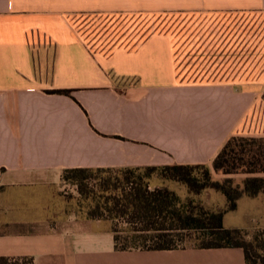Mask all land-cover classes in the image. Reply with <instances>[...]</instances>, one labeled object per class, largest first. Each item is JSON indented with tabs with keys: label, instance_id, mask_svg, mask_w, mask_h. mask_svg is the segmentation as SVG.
<instances>
[{
	"label": "crops",
	"instance_id": "obj_1",
	"mask_svg": "<svg viewBox=\"0 0 264 264\" xmlns=\"http://www.w3.org/2000/svg\"><path fill=\"white\" fill-rule=\"evenodd\" d=\"M256 12L264 0H0V256L248 264L237 246L116 249L111 221L61 191L67 168L212 167L264 87Z\"/></svg>",
	"mask_w": 264,
	"mask_h": 264
},
{
	"label": "trees",
	"instance_id": "obj_2",
	"mask_svg": "<svg viewBox=\"0 0 264 264\" xmlns=\"http://www.w3.org/2000/svg\"><path fill=\"white\" fill-rule=\"evenodd\" d=\"M58 93H68L67 90H55ZM237 141H240L238 144ZM245 141V142H243ZM236 146H240L236 150ZM245 161L238 162V160ZM243 167V172L264 173V139L231 136L218 152L212 162L215 171L229 174L238 172ZM113 168H67L62 171L64 183L77 186L78 192H84L83 186L95 179L100 172H109ZM123 181L119 180L125 188H121V197H113V206L104 207L97 204L94 209L86 212V217L102 218V212L108 211V218L126 216L130 225L127 230L132 235L119 236L118 230L112 227L114 233V246L123 250L129 248L166 249L175 248L174 236L176 231L186 229H199L209 241L198 244L205 247L237 246L242 247L248 264H264V257L259 255L250 242L239 240L241 228H226L223 225V216L226 211L236 209L237 200L243 194L254 197L264 194V177H246L243 187L238 188L230 184V179L223 182L213 180L210 168L205 164H172L165 166H146L142 168H124ZM143 171V176L135 171ZM198 171L199 174L196 172ZM154 173L165 179L173 180L185 185L191 192L198 193L204 188H213L225 196L227 206L220 211L202 210L203 216L183 212L177 207L178 198L173 191L167 188L149 190L143 181ZM110 178L100 179V186L108 188ZM128 185H132L126 191ZM114 186H117L114 184ZM0 186V192L2 190ZM264 255V254H263ZM263 257V258H262ZM0 264H33L31 258H8L0 256Z\"/></svg>",
	"mask_w": 264,
	"mask_h": 264
},
{
	"label": "rangeland",
	"instance_id": "obj_3",
	"mask_svg": "<svg viewBox=\"0 0 264 264\" xmlns=\"http://www.w3.org/2000/svg\"><path fill=\"white\" fill-rule=\"evenodd\" d=\"M170 16V15H167ZM176 16L172 15V17ZM192 15H188L186 19L190 20ZM195 16H192V19ZM178 18L184 20L185 17L182 18V15H179ZM144 19L140 21V24L144 23ZM255 33L258 36L264 35V13L256 12L255 13ZM135 26V24L133 25ZM189 26V25H188ZM198 27V25H194ZM97 26H95L96 28ZM101 27L98 26L97 29ZM138 27H134V31L138 33L140 31ZM137 28V29H136ZM190 28V27H189ZM257 47V46H256ZM262 48L264 46H261ZM262 59V58H261ZM264 71V65L258 64L256 66V73L254 76H260ZM238 74V73H237ZM235 74V75H237ZM248 75H253V73H248ZM238 76H242L241 74ZM260 96L255 103L254 110L251 114L246 117L243 127L237 132V137H245V138H257L264 139V87H261L258 93ZM240 144V141H237ZM245 142V141H243ZM240 146H236V150L239 149ZM247 157L245 156L243 160H238V162L245 161ZM209 167V166H208ZM211 171V177L213 180H217L223 182L225 179H230V184L232 186H237L239 189L243 187V180L246 177L253 176H261L264 177V173H247L243 172V167H240L238 172L234 173H223L222 171H215L212 167H209ZM109 172H100L97 174V178L95 180L90 181L87 186H83L84 192L80 194L78 192L77 186L72 183H64V188L61 191V194L66 203V208L72 211H75L79 215H86V212L90 209H94L97 204L103 205L104 207H112L113 206V197H121L120 192L121 188H125L122 183H118L119 180L123 181L125 176L124 172L119 169L124 168H113ZM197 174L198 171L196 172ZM140 174L143 176V171H135L134 175L137 176ZM102 178H110L112 180L111 185L106 188L100 186V179ZM144 185L147 186L149 190L155 188H167L174 192L177 196V207L183 212H188L193 215H201L203 216L202 210L207 211H220L226 208L227 201L225 196L219 191L213 188H204L198 193L191 192L185 185L180 182L169 180L162 178L157 173L151 175L148 179L145 178L143 181ZM116 184L117 186H114ZM132 185H128L125 189L126 191ZM263 194L260 193V196ZM262 198V197H260ZM113 200V201H112ZM264 199H262V202ZM225 202V203H224ZM261 207V205H258ZM257 207V208H258ZM108 211H103L101 217L106 218L111 221L112 227L118 230L119 236L132 235V232H129L127 229L130 228L129 224L126 222V216H119L116 218H108ZM224 225H249L250 218L253 216L260 220L261 224L258 228H253L252 226H245L241 229L242 233L239 240H244L246 242H250L253 246V249L258 252L259 255L264 257V210L258 208L255 212H251L249 209L245 208V203L240 202L239 208L235 211H227L224 213ZM253 217V218H254ZM262 226V227H261ZM176 235L174 236L175 244L178 246L185 245H198L210 240V237L206 236L199 229H186L176 231ZM262 257V258H263Z\"/></svg>",
	"mask_w": 264,
	"mask_h": 264
}]
</instances>
